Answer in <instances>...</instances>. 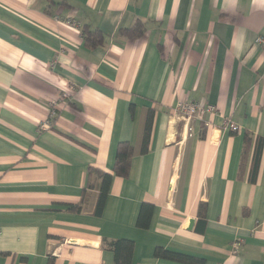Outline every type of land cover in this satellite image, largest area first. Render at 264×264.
<instances>
[{
  "label": "crops",
  "instance_id": "crops-1",
  "mask_svg": "<svg viewBox=\"0 0 264 264\" xmlns=\"http://www.w3.org/2000/svg\"><path fill=\"white\" fill-rule=\"evenodd\" d=\"M259 37L264 0H0V264H115L118 240L130 264H264ZM180 102L215 113L186 122ZM89 168L111 175L99 215Z\"/></svg>",
  "mask_w": 264,
  "mask_h": 264
},
{
  "label": "trees",
  "instance_id": "trees-1",
  "mask_svg": "<svg viewBox=\"0 0 264 264\" xmlns=\"http://www.w3.org/2000/svg\"><path fill=\"white\" fill-rule=\"evenodd\" d=\"M125 34L129 37H138L142 34V27L138 23L135 25L134 30H127L125 31ZM82 37L85 40V43L89 45L90 47L94 48L102 43V36L101 34L96 30H89L88 28H85L82 30ZM152 114L153 112H149L145 126H144V133H143V140H142V152L146 151V145L149 139V134L151 130V124H152ZM260 145L257 146L255 150V156L253 159V172L256 170L259 157H260ZM132 155V149L131 147L126 143H121L118 145L117 148V154H116V163L114 167V174L120 177H126L129 169V163ZM94 178L100 179V183L98 186V197L95 207V214L99 215L103 209L104 202L107 196L108 187L111 182V175L104 173L100 170L89 168L87 173V189H92L93 187V181ZM251 181H254V178L251 177ZM85 199V191H83L81 203ZM80 207H78V210ZM150 210V206L142 205L140 212H139V220L138 225L141 227H144L145 224L142 222V218L144 217L145 213L148 214V211ZM199 219H202L203 213L202 209H199ZM200 221V220H199ZM110 248L114 252V260L115 264H130L131 262V254L133 250V243L131 241L127 240H118L116 242L109 244ZM154 256L157 258H164V259H171L178 262H185V263H197L199 261H194L192 258H189L187 256H183L181 254L172 253L169 251H165L161 248H157L154 252Z\"/></svg>",
  "mask_w": 264,
  "mask_h": 264
},
{
  "label": "built area",
  "instance_id": "built-area-1",
  "mask_svg": "<svg viewBox=\"0 0 264 264\" xmlns=\"http://www.w3.org/2000/svg\"><path fill=\"white\" fill-rule=\"evenodd\" d=\"M70 25L73 26H77L74 23H70L67 22ZM256 44H261L264 46V39L259 37L256 39L255 41ZM63 96H66L65 94ZM54 105V104H52ZM215 113V108L212 106H202L200 104L197 103H192V102H180L176 105L175 107V114L178 115L179 118H181L182 120L188 122L191 119L197 117V118H203L204 116H206L207 114H213ZM225 126L226 128H228L231 132L237 133L238 132V127L232 123V122H228L225 121ZM41 130H48L49 126L47 123H43L40 126ZM239 242H234L232 244V252H236L237 247H238Z\"/></svg>",
  "mask_w": 264,
  "mask_h": 264
},
{
  "label": "water",
  "instance_id": "water-1",
  "mask_svg": "<svg viewBox=\"0 0 264 264\" xmlns=\"http://www.w3.org/2000/svg\"><path fill=\"white\" fill-rule=\"evenodd\" d=\"M192 224H193V222H192V221H190V222H189V227H191V225H192Z\"/></svg>",
  "mask_w": 264,
  "mask_h": 264
}]
</instances>
